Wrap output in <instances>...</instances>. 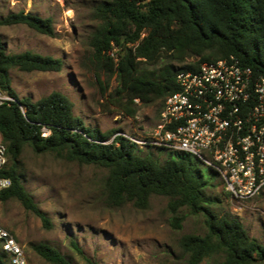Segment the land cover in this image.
<instances>
[{
    "label": "trees",
    "instance_id": "trees-1",
    "mask_svg": "<svg viewBox=\"0 0 264 264\" xmlns=\"http://www.w3.org/2000/svg\"><path fill=\"white\" fill-rule=\"evenodd\" d=\"M100 25L90 39L92 62L102 96L127 115L136 116L137 102L151 104L178 91L180 70L197 69L204 62L234 56L256 74H264V0H102L96 7ZM0 24H25L37 32L55 35L51 17L32 12H12ZM113 53V54H112ZM169 58L158 71H146V62ZM192 58V60H189ZM63 60L26 50L10 53L0 35V88L14 98L0 104V132L7 144L11 185L0 193V201L16 199L37 214L46 228L52 221L27 190L21 173V156L26 146L36 153H52L67 161L107 169L105 192L108 204H132L147 209L153 195L169 198L173 227L182 228L191 214L204 217L205 232L186 233L179 240L187 264H255L264 262V244L250 236L240 218L213 209L210 180L184 152H169L160 163L151 153L137 152L130 137L117 129L88 127L74 112V102L63 92L32 100L20 98L12 87L11 70L60 71ZM108 79L103 85L101 73ZM116 75L118 84L111 88ZM25 108V111L22 110ZM46 127L50 134L42 135ZM214 175H218L212 169ZM13 232V231H12ZM14 233V232H13ZM76 250L83 254L72 240ZM32 250L52 264H73L58 248L31 244ZM88 264H97L86 258ZM0 264H9L0 249Z\"/></svg>",
    "mask_w": 264,
    "mask_h": 264
},
{
    "label": "rangeland",
    "instance_id": "rangeland-1",
    "mask_svg": "<svg viewBox=\"0 0 264 264\" xmlns=\"http://www.w3.org/2000/svg\"><path fill=\"white\" fill-rule=\"evenodd\" d=\"M101 1L0 0V19L12 12H32L51 17L55 27V35L50 36L25 24H0V35L8 52L30 50L63 60L60 71L12 69V87L20 98L32 100L61 91L74 102V112L86 126L103 131L117 129L118 134L141 139L153 131L163 101L137 102V114L133 117L102 96L90 46L91 36L100 25L96 7ZM168 63L182 65L164 58L154 64L146 62L142 67L146 71H158ZM107 79L102 72L103 85ZM117 84L114 75L110 89ZM137 145V152L151 153L160 163L169 157L170 151ZM189 156L210 180L208 190L215 200L213 209L238 216L250 236L264 244V196L249 200L231 197L219 175L211 179V169L195 156ZM21 173L27 190L52 221V227L46 228L42 219L20 201H0V222L17 236L29 264H52L32 250L31 244L39 242L58 248L73 264H88L86 258L97 264H187V255L179 245L181 236L205 232L204 217L191 214L186 208L181 210L186 215L182 228L173 227L166 196L153 195L147 209L132 204L119 207L108 204L107 169L103 167L67 161L48 152L36 153L26 146L21 156ZM72 240L83 254L76 250ZM211 262L206 259L201 264Z\"/></svg>",
    "mask_w": 264,
    "mask_h": 264
},
{
    "label": "built area",
    "instance_id": "built-area-1",
    "mask_svg": "<svg viewBox=\"0 0 264 264\" xmlns=\"http://www.w3.org/2000/svg\"><path fill=\"white\" fill-rule=\"evenodd\" d=\"M176 81L179 90L165 98L153 131L141 139L126 136L143 146L195 156L235 199L264 196V74L231 55L180 70ZM5 100L14 98L0 88V104ZM49 134L43 127L42 135ZM8 164L0 132V193L11 185ZM0 249L9 264H29L17 236L1 222Z\"/></svg>",
    "mask_w": 264,
    "mask_h": 264
}]
</instances>
